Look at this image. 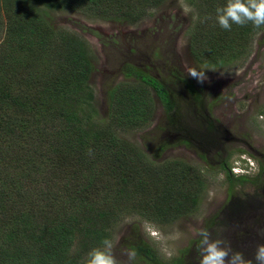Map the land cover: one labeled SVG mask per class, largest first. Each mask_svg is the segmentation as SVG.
<instances>
[{
  "label": "rangeland",
  "instance_id": "obj_1",
  "mask_svg": "<svg viewBox=\"0 0 264 264\" xmlns=\"http://www.w3.org/2000/svg\"><path fill=\"white\" fill-rule=\"evenodd\" d=\"M96 3L31 0L29 10L36 30L49 27L53 44L43 50L36 41L29 49L23 36L19 45L14 41L4 45L13 51L17 73L31 70L55 77L61 66L52 54L56 44L63 45L61 37L69 35L82 41L90 68L84 85L94 93L95 123L105 125L108 121L105 90L109 85L146 86L142 88L143 118L115 129L119 145H125L123 150L134 157L130 169H139V174L147 178L144 189L127 182L124 190L128 193H120L124 200L117 194L119 207H113L117 219L107 224L106 237L113 241L115 255L126 262V252L144 242L159 264H171L177 257H182V264H199V237L191 228L202 227L214 239H226L233 250L252 258L257 245L264 244V26L247 24L245 38L237 34L217 64L208 65L201 60L206 61V57L198 52L201 44L196 43V33L203 35L206 28H221L215 10L225 0H102L106 13ZM118 7L120 11L114 13L112 9ZM206 16L211 19L204 21ZM3 31L0 47L8 40ZM34 52L49 54L30 59ZM185 62L204 69L207 81L199 83L189 76ZM127 64L170 88L181 117L176 119L177 126L171 129L168 125L164 103L151 86L140 83L135 75H125ZM188 82L200 92L196 100L187 93ZM21 122L15 111L0 106V171H9V175L24 173L13 163L23 150L19 135L25 134V126ZM164 143L160 157L151 158L149 146ZM149 160L154 165L168 161L170 177L159 181L156 175H149V166H145ZM224 161L230 168L231 181L222 167ZM238 175H243V180ZM28 176H21L25 185L30 182ZM189 191L193 197H188L183 210L173 217L178 211L175 203ZM112 192L99 191L95 207H107L103 200L109 195L106 199L113 201ZM160 194L168 195L161 207H170L161 214L154 207H159ZM192 198L195 204L190 207ZM159 215L172 220H155ZM101 246L96 242L93 248ZM136 253L135 264H148Z\"/></svg>",
  "mask_w": 264,
  "mask_h": 264
},
{
  "label": "trees",
  "instance_id": "obj_2",
  "mask_svg": "<svg viewBox=\"0 0 264 264\" xmlns=\"http://www.w3.org/2000/svg\"><path fill=\"white\" fill-rule=\"evenodd\" d=\"M85 1L97 2L101 12L106 13L102 0ZM29 3L31 0H0V30H4L3 36L8 39L1 42L0 47V106L15 111L19 122L22 121L20 125L25 126L22 132L25 134L19 135L23 150L13 161L24 173L9 175V171H0V264H84L87 256L84 258L82 254L87 255L96 242L101 243L109 232L107 224L113 218L117 219L113 211V207H119L117 194L124 200V194L120 193H128L124 190L127 182L136 187L141 185L142 189L147 183L139 169H130L134 157L126 154L125 145L120 146L115 136L116 128L143 118L142 88L146 86L141 87L139 83L109 85L105 90L109 119L102 125L93 121V115L97 113L94 93L84 85L90 68L82 41L69 35L61 37L63 45L56 44L52 54L61 66L55 77L45 72L35 74L31 70L17 73L13 51L4 43L14 41L19 45V40H23L20 38L25 36L29 49L36 41L43 50L53 44L49 27L36 30ZM112 11L119 12L120 7ZM121 12L131 15L127 11ZM245 33H248L246 25L235 24L231 31L206 28L203 35L196 33V43L201 44L198 52L206 57V61L201 59L203 64H217L224 48L234 43L237 34L244 37ZM46 54L49 53L34 52L30 59ZM124 68L126 76L135 75L140 83L155 90L164 103L168 125H176V119L181 117L170 88L129 64ZM186 90L195 100L200 97L191 82L186 83ZM203 145L207 146L208 142ZM165 147V143L159 147L149 146L151 158L158 159ZM89 149H92V155L88 154ZM9 156V153L5 155ZM145 166H149L146 169L149 175H156L159 181L170 177L168 161L154 165L149 160ZM222 167L231 181L230 168L225 161ZM24 174L29 175V184L23 183L21 176ZM238 176L243 180V175ZM102 190L107 194L113 191V201L106 199L108 195L103 200V205L109 204L107 207H95L98 204L95 197ZM190 193H184L175 203L178 211H174L173 217L183 210L188 197H193ZM167 196L160 194L157 199L160 208L154 205L155 212L157 209L162 213L167 205L161 206ZM194 204L192 198L189 206ZM164 217L154 218L172 220ZM134 249L147 259L148 264L160 263L155 261L154 251L144 242ZM171 264H182V257H177Z\"/></svg>",
  "mask_w": 264,
  "mask_h": 264
},
{
  "label": "clouds",
  "instance_id": "obj_3",
  "mask_svg": "<svg viewBox=\"0 0 264 264\" xmlns=\"http://www.w3.org/2000/svg\"><path fill=\"white\" fill-rule=\"evenodd\" d=\"M215 11L216 22L226 31H231L234 24L245 26L251 23L256 28L264 26V0H225L224 5L217 6ZM209 19L211 17H204V21ZM185 70L199 83H204L208 79L204 69L189 66L187 62ZM88 154H93L92 149L88 150ZM191 231L194 236L199 237L197 245L199 264H264V244H258L254 256L248 258L243 252L233 250L226 239H214L207 228L192 227ZM101 245L87 253L84 264H135L137 256L135 249L128 250L127 261L122 262L114 253L115 245L111 239L104 238Z\"/></svg>",
  "mask_w": 264,
  "mask_h": 264
}]
</instances>
